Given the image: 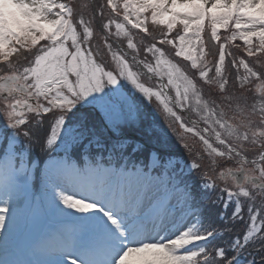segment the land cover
<instances>
[{
  "label": "snow or ice",
  "instance_id": "6c2138e0",
  "mask_svg": "<svg viewBox=\"0 0 264 264\" xmlns=\"http://www.w3.org/2000/svg\"><path fill=\"white\" fill-rule=\"evenodd\" d=\"M0 264H264V0L6 2Z\"/></svg>",
  "mask_w": 264,
  "mask_h": 264
},
{
  "label": "rangeland",
  "instance_id": "374dc122",
  "mask_svg": "<svg viewBox=\"0 0 264 264\" xmlns=\"http://www.w3.org/2000/svg\"><path fill=\"white\" fill-rule=\"evenodd\" d=\"M6 2H9V0H0V18H2L3 5H4ZM142 82L145 83L146 86L153 87L154 89H155V88L157 87V85L159 84V83L152 84L150 81L146 80L144 77L142 78ZM172 92L175 94L174 90H172ZM156 102H157V101L155 100V98H153V100H152V107H153V108H156V107L158 106V105H156ZM157 104H159V102H157ZM159 108H160V112L158 113V115H160V113H162V106H159ZM178 114H179V113H178ZM186 114H188V113H186ZM183 118H185V116H183ZM195 118H196V117H195ZM160 119H161V121H163V115H160ZM185 122H186V121H185ZM186 123H187V122H186ZM164 127H167V123H164ZM176 127H177V130L180 131L182 135H185V136H186V139H187L188 141L191 140V141H193L194 143H196L197 145H199L198 140H197V141H194L190 134H184V133L182 132V130H179L178 124L176 125ZM169 131H171V130H169ZM187 136H188V137H187ZM189 163H191V162H189Z\"/></svg>",
  "mask_w": 264,
  "mask_h": 264
},
{
  "label": "clouds",
  "instance_id": "9594fccd",
  "mask_svg": "<svg viewBox=\"0 0 264 264\" xmlns=\"http://www.w3.org/2000/svg\"><path fill=\"white\" fill-rule=\"evenodd\" d=\"M5 7L7 8V7H9V6L6 5Z\"/></svg>",
  "mask_w": 264,
  "mask_h": 264
}]
</instances>
